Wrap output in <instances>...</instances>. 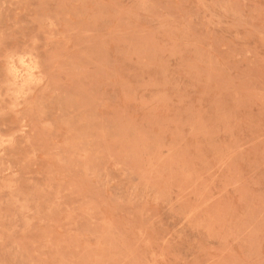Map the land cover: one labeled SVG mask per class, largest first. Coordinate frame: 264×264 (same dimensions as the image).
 Wrapping results in <instances>:
<instances>
[{"label": "rangeland", "instance_id": "rangeland-1", "mask_svg": "<svg viewBox=\"0 0 264 264\" xmlns=\"http://www.w3.org/2000/svg\"><path fill=\"white\" fill-rule=\"evenodd\" d=\"M0 264H264V0H0Z\"/></svg>", "mask_w": 264, "mask_h": 264}]
</instances>
